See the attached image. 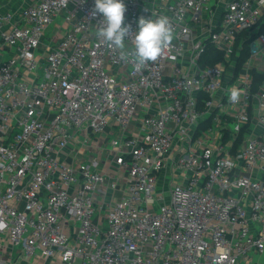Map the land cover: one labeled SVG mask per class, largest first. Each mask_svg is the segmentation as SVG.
<instances>
[{"label":"built area","instance_id":"built-area-1","mask_svg":"<svg viewBox=\"0 0 264 264\" xmlns=\"http://www.w3.org/2000/svg\"><path fill=\"white\" fill-rule=\"evenodd\" d=\"M123 3L132 31L140 16H167L174 28L171 45L139 70L96 37L94 0L0 9V235L19 249L0 264L36 254L54 264H257L264 77L256 83L252 68L264 52V0ZM108 125L126 188L94 221L101 162L62 152Z\"/></svg>","mask_w":264,"mask_h":264},{"label":"clouds","instance_id":"clouds-1","mask_svg":"<svg viewBox=\"0 0 264 264\" xmlns=\"http://www.w3.org/2000/svg\"><path fill=\"white\" fill-rule=\"evenodd\" d=\"M125 11L123 0H94L92 14L102 17L95 35L103 45L117 51L120 60L131 62L139 70L148 62H155L171 45L174 28L167 16H140L136 30L132 31L131 25L125 23ZM240 96L239 89H231L232 103H237Z\"/></svg>","mask_w":264,"mask_h":264},{"label":"crops","instance_id":"crops-1","mask_svg":"<svg viewBox=\"0 0 264 264\" xmlns=\"http://www.w3.org/2000/svg\"><path fill=\"white\" fill-rule=\"evenodd\" d=\"M22 5V0H0L1 10H17ZM262 30L264 31V25ZM244 56H241V60ZM252 71L261 73L264 71V52L261 53L256 62L253 65ZM128 129L132 131V135L139 138L144 136L139 132V130L133 126L129 125ZM117 133V127L108 125L104 128L101 134H96L94 139L91 138L89 143H84L81 146V142H71L68 144L67 148L62 152L66 161H71L74 159V153H77L78 160L86 161L91 157H96L100 160L103 169V180L100 184V191L96 192V208L97 212L94 216V221L98 220L100 216L105 214L108 206L112 202H116L121 199L126 188L125 182V172L119 170L113 165L114 162V150L110 145V141L115 137ZM81 140V139H80ZM183 152L188 151L187 146H178ZM193 146H190V149ZM177 179V178H175ZM180 180V178L178 179ZM159 188L165 192L171 182V177L169 176L168 169H164L159 173L158 177ZM72 224V222H70ZM0 255L7 260H13L19 253V249L16 246H12L6 238L0 235ZM55 259L44 258L36 254L32 257H26L21 260L18 264H54Z\"/></svg>","mask_w":264,"mask_h":264},{"label":"trees","instance_id":"trees-1","mask_svg":"<svg viewBox=\"0 0 264 264\" xmlns=\"http://www.w3.org/2000/svg\"><path fill=\"white\" fill-rule=\"evenodd\" d=\"M206 55H207V58L206 57L205 58H206L207 63L211 64V63L215 62L217 56H216L214 51L209 50L204 56H206ZM246 55H247V46H244L242 56L245 57ZM252 74H253L254 81L256 83L260 82L262 80V78L264 77V71L261 73H257L255 71H252Z\"/></svg>","mask_w":264,"mask_h":264},{"label":"rangeland","instance_id":"rangeland-1","mask_svg":"<svg viewBox=\"0 0 264 264\" xmlns=\"http://www.w3.org/2000/svg\"><path fill=\"white\" fill-rule=\"evenodd\" d=\"M45 41H47L46 38H45ZM42 50H43V49L40 48V51H42ZM39 59H40V58L37 57V58H36V61H38ZM36 71H37V72L32 73V74L30 75V77H34V76H36V74H39V73H40V70H39V69H37ZM252 262H256L257 264H264V254H261V255L256 254V255L254 256Z\"/></svg>","mask_w":264,"mask_h":264}]
</instances>
